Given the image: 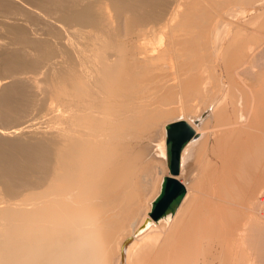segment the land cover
<instances>
[{
    "label": "bare ground",
    "instance_id": "obj_1",
    "mask_svg": "<svg viewBox=\"0 0 264 264\" xmlns=\"http://www.w3.org/2000/svg\"><path fill=\"white\" fill-rule=\"evenodd\" d=\"M12 1L5 30L44 29L0 38V264H264V0ZM177 119L184 193L154 220Z\"/></svg>",
    "mask_w": 264,
    "mask_h": 264
},
{
    "label": "rangeland",
    "instance_id": "obj_2",
    "mask_svg": "<svg viewBox=\"0 0 264 264\" xmlns=\"http://www.w3.org/2000/svg\"><path fill=\"white\" fill-rule=\"evenodd\" d=\"M10 1H12V0H9V2H10ZM21 1H22V0H21ZM12 2H14V1H12ZM22 2H24V1H22ZM102 2H104V4H105V2H106L107 5L105 4V5H106L105 7H107V8H108V7H111V6L109 5V3H107L108 1H102ZM15 3H17V2H15ZM24 4H26V3L24 2ZM16 5H19V4L17 3ZM19 6L22 7V5H19ZM23 7H25V6H23ZM33 7H35V6H33ZM108 10H109V8H108ZM0 11H1V10H0ZM27 11H28V10H27ZM29 11H30V10H29ZM29 11H28V14H30ZM1 13H2V11L0 12V14H1ZM3 14H4V13H2V15H3ZM26 14H27V13H26ZM28 14L26 15V19H27V20L30 19V18L32 17V16H31L32 14H31V15H29V17H30V18H29V17H28ZM4 15H5V14H4ZM0 16H1V15H0ZM8 16H9V15H8ZM13 16H14V15H12V17L10 16V18H13V19H11V21L13 20V21H12V25H13L12 27L15 28V27H14V23H16V25L18 24L19 26H20L19 23H21V26H20V27H22V26H23V27H24V26L26 27V24H27V25H28L27 27H28L29 30L26 29V30H28L26 33L28 34V32H29L30 35H29V34L26 35V33L23 31V32H22V33H23L22 35H21V32H20V35H21V38H20V36H18V35H19V33H18L19 31H18V30H21V31H22V29H20V28L17 29V28H16V30H14L13 28H11V29L9 28V30L7 29V30H8V31H7V30H5L6 26H7V27H10L11 24L8 23V24H6V26H5V25H4V22H3V23L1 22L5 27L3 28V26H1L2 24L0 23V24H1V25H0V26H1V28H0V33H1V32L4 33V34H2V33L0 34V38H1V39H4V41L6 40L5 43H6L7 45L9 44V42H12V38L14 39V38L16 37V36H15V33H16L15 31H17V33H18V34L16 33V35L18 36V38H19V39H22V37L24 38V36L30 38V37H31V34H32V36H33V33H37V31H34V30L32 29V28H34V26L36 27V25H37V27H38V28L36 27V29L38 30V32H40V31H42V29H44V28H43V27H44V23H42V25H43V26H42V25H41V22H36V21L33 22V21H32V18H34V17H32V18L30 19L31 21L28 20V23H29V22L31 23V24H30V23L28 24L26 20L24 21V19H23V21H22V19L19 18L20 16H19V17L16 16L17 19H16L15 17H13ZM23 17H25L24 14H23V16H21V18H23ZM18 18H19L20 20H18ZM0 20H3L2 16L0 17ZM19 21H20V22H19ZM22 22H23V23H22ZM32 23H33V24H32ZM34 23H36V25H35ZM37 23H38V24H37ZM22 24H23V25H22ZM39 24H40L41 26H38ZM18 25H17V27H18ZM31 25H32V26H31ZM30 26H31L32 28H31ZM29 27H30V28H29ZM40 27H41V29H40ZM92 27L95 28L96 26L93 25ZM23 29H25V28H23ZM95 29H97V27H96ZM11 30H13V31H11ZM26 30H25V31H26ZM31 30H33L34 32L32 31V32H33V33H32ZM4 31H5V32H4ZM6 31H7V32H6ZM13 32H15V33L13 34ZM5 33H6V34H5ZM9 33H11V34H9ZM7 34H9V35H7ZM11 35H12V36H11ZM52 35H54V33H52ZM55 35H56V33H55ZM55 35H54V36H55ZM3 36H6V37L2 38ZM14 36H15V37H14ZM29 36H30V37H29ZM54 36H53V37H54ZM10 37H11V40H9ZM56 37H57V36H55L54 39H56ZM18 38L16 39L17 41H19ZM56 40H58V39H56ZM13 41L15 42V40H13ZM8 46L10 47V45H8ZM262 50H263V49H262ZM262 50H261V52H262ZM260 56H261V57H260ZM256 57H258V58H256ZM256 57H255V60H256L257 62L260 61V62L258 63L259 66H261L262 64H264V55H261L260 51H259V53L256 54ZM261 58H263V59L261 60ZM33 60L38 62V60H36V59H33ZM258 60H259V61H258ZM59 68H60V67H59ZM46 70H47V72H44V71H46ZM36 72H37V73H36ZM36 72H35L36 75H35L34 72H32V75H31V74H30V75H31V76L34 75V76H36V77H37V76L39 77V75L42 73V74L40 75V77L42 76L41 79H40V77H39V79H37L38 77L36 78V79L40 82L41 86L43 85V86H46V87H47V86H50L49 84L52 85V84L54 83L53 81H52L53 83H52V82L49 83L53 78H52V76H50V73H49L47 67H46L45 70L42 68V70L40 69V71H36ZM43 72H44V73H43ZM23 73H24V72H23ZM28 73H29V72H28ZM30 73H31V72H30ZM222 73H223V68L220 67L219 70H218V74H220V77H222ZM25 74H26V73H24L23 75L26 77ZM43 74H44V75H43ZM46 74H47V75H46ZM30 75L28 74L27 77L30 76ZM223 75H224V74H223ZM31 76L28 77L30 81H32L33 78L35 79V77L31 78ZM44 76H45V77L48 76L49 78H48V77L45 78ZM22 77H23V76H22ZM34 79H33V80H34ZM47 79H49V80H47ZM50 79H51V80H50ZM40 80H41V81H40ZM53 80H54V79H53ZM42 81H43V82H42ZM47 81H48V82H47ZM41 82H42V83H41ZM42 123H43V122H42ZM42 123H40L41 126H40V125L38 126V129H37L38 131H40V130L42 131L43 127L45 126V125H43ZM46 123H47V122H46ZM50 124H51V123H50ZM39 127H41V129H40ZM37 130H36V131H37ZM51 130H53V129H51ZM51 130H50V131H51ZM28 131H29V130H28ZM49 135H50V134H49ZM27 139H28V138H27ZM147 139H149V138H148V137L145 138V140H144V144H147L148 142H150V140H147ZM44 140H45V141H44ZM44 140H42L41 142H43V143L45 142L44 144H47L49 147L54 146V145H52V144H53V140H52V139H49V140H48V138H47V139H44ZM47 141H48V142H47ZM146 141H147V142H146ZM23 142H24V143L27 142L28 144H29V143L32 144L31 141H23ZM27 143H26V144H27ZM49 144H51V145H49ZM54 147H55V146H54ZM156 166H157L158 168L156 167L155 169H153V166H152V167H149L148 170L142 171V173H140V174L138 175V177H139V178H142L145 182L143 181V183H142L143 185H141V181H140L141 179L139 180V178H138L137 181H139V183L136 181V182H137V187H138V185H141V190L145 189L147 193L150 192L151 190H153L154 188H156V187L158 186V182H159V178H160V177H159V175H157V172H159V174H162V173H163V170H162V163H158ZM140 175H141V177H140ZM47 186H48V185H47ZM142 188H143V189H142ZM137 190H138V189H137ZM137 190H136V191H137ZM31 191H33V190H25V191L23 190V193L25 194V193H29V192H31ZM139 191H140V189H139ZM139 191H138V192H139ZM1 192H2V194H1ZM3 194H4V196L6 195L5 197L8 196V194H6L5 191H3V189L0 187V195H3ZM27 196H35V195H33V194H29V195H27ZM2 197H3V196H0V198H2ZM117 199H118V198H117ZM117 199H116V202H117ZM120 199H121V198H120ZM120 199H118V200L120 201ZM1 200H2V199H1ZM119 201H118V204H117L118 206L115 205L116 208L114 207V211L111 210L110 213H109V212L106 213L107 215L110 216L109 218H111V216H112L113 219L115 218V219H118V220H119V218H120L122 215H125L124 213H126V207L128 208V204H127V202H126L125 200H123V201L121 200V204H122V206H121V208H119L120 205H121V204L119 203ZM123 202H124L125 204H124ZM129 205H130V204H129ZM117 207H118V208H117ZM108 211H109V210H108ZM116 211H118V215H117V217H116V215H115V214L117 213ZM123 211H124V212H123ZM115 212H116V213H115ZM111 213H112V214H111ZM113 214H114V215H113ZM122 217H123V216H122ZM112 218H111V219H112ZM130 221H132V219H131V220L129 219L128 223H130ZM133 221H134V220H133ZM133 221H132V222H133ZM132 222H131V223H132ZM146 232H147V231H145L143 234H145ZM127 233H128V232H127ZM127 233H126V235H128ZM143 234H141L140 236H142ZM116 256H117V254H113V256L109 257V258H110V261H111L112 264H113V262H115V260H116Z\"/></svg>",
    "mask_w": 264,
    "mask_h": 264
},
{
    "label": "water",
    "instance_id": "obj_3",
    "mask_svg": "<svg viewBox=\"0 0 264 264\" xmlns=\"http://www.w3.org/2000/svg\"><path fill=\"white\" fill-rule=\"evenodd\" d=\"M164 128L168 174L162 177L159 194L148 212V216L154 220L163 215L167 209L174 207L184 193L183 184L174 175L178 172L179 152L193 134L192 127L183 119L169 121Z\"/></svg>",
    "mask_w": 264,
    "mask_h": 264
}]
</instances>
